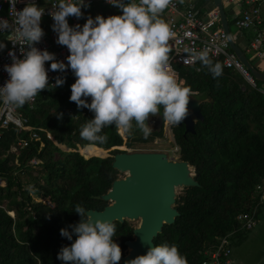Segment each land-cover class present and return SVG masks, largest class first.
<instances>
[{
	"label": "trees",
	"instance_id": "1",
	"mask_svg": "<svg viewBox=\"0 0 264 264\" xmlns=\"http://www.w3.org/2000/svg\"><path fill=\"white\" fill-rule=\"evenodd\" d=\"M213 6V0H198L195 9L206 14ZM229 21L230 26L235 25L234 20ZM231 32L235 38L243 32L248 41L254 35L237 28ZM242 48L261 69L247 47ZM212 62L223 67L219 77L213 78L203 64L200 72L182 68L186 86L201 100L204 119L196 122L194 133H186L185 126L174 125L172 130L180 160L195 168L199 185L185 187V194L177 197L175 205L180 214L174 223L165 224L154 239L155 245L176 244L188 264H202L208 247L241 228L237 217L259 204L255 187L264 174V81L256 79L253 86L239 70L224 66L222 60ZM64 78L62 86L37 94L33 109L22 107L31 125L46 130L40 131V140H30L18 163L9 150L18 136L29 139V132L20 133L12 127L0 141V178L6 180L5 185L0 183V264H64L57 255L72 241L62 237L60 230L80 221V215L72 211L75 204L87 210H102L108 205L101 195L118 178L113 155L122 152L114 147L125 142L132 147L134 139L143 137L136 130L131 137L126 134V141L113 126L104 129L107 143L82 140L80 128L94 114L86 109L78 118L69 115V106L76 105L69 100L75 81L72 76ZM57 112L63 113L62 118L57 117ZM163 133L162 129L151 134ZM93 146L111 149V156L86 158L84 148L90 152ZM33 157L41 160L38 167L29 164ZM17 173L30 175L27 185L16 184ZM263 205L258 207V218ZM114 223V239L124 256L135 227L128 220ZM247 232L239 230L235 235L243 239Z\"/></svg>",
	"mask_w": 264,
	"mask_h": 264
},
{
	"label": "clouds",
	"instance_id": "2",
	"mask_svg": "<svg viewBox=\"0 0 264 264\" xmlns=\"http://www.w3.org/2000/svg\"><path fill=\"white\" fill-rule=\"evenodd\" d=\"M171 2L106 0L120 9L121 14L89 15L83 25H70L69 17H83L82 9L89 8L91 0H56L48 14L54 21L56 43L66 46L70 53L65 63L57 60L55 53L36 46L45 35L41 27L45 8L36 0H29L25 7L16 10L17 0H9L15 13L11 20L0 17V35L14 32L16 39L12 41L14 45H21V55L18 57L14 50L8 52L12 62L4 65L8 79L0 86V103L23 107L42 90L65 83V78L58 76L50 84V70L63 73L70 69L76 77L71 85L70 102L94 114L80 128L82 140L107 143L104 129L113 126L121 135L131 137L138 130L147 139L156 135L151 134L149 117L158 114L163 117L164 127L165 123L178 126L189 114L188 105L195 93L170 68L169 41L174 33L161 14ZM5 47L0 41V50ZM191 55L207 67L213 78L222 74V65L213 63L207 50ZM49 61L50 68H46ZM56 115L62 118L63 113ZM72 211L81 219L60 230L61 236L72 242L60 249L57 259L64 264H118L122 249L114 239L113 220L95 218L80 203ZM125 264H188V260L176 244L165 242L150 247L146 254Z\"/></svg>",
	"mask_w": 264,
	"mask_h": 264
},
{
	"label": "built area",
	"instance_id": "3",
	"mask_svg": "<svg viewBox=\"0 0 264 264\" xmlns=\"http://www.w3.org/2000/svg\"><path fill=\"white\" fill-rule=\"evenodd\" d=\"M197 1L198 0H184L183 3H180L179 0H172L166 10L161 14L162 19H164L174 33L169 41V47L171 49L169 53L170 68L178 73L179 77L182 78L186 84V79L182 75V68H191L197 72H200L203 68L202 63L198 59H195L191 53L207 50L211 60H222L224 66L239 70L250 84L256 86V78L240 61L232 49L227 32L220 23V14L217 8L213 6L206 14H200L199 9H195ZM28 2L29 0H17L15 5L16 10H21ZM36 2L46 10L41 20V27L43 28L45 21L54 23L52 17L48 13L53 10L52 5L56 0H36ZM224 2L225 6L231 4L237 7V10L232 14L233 17L227 12V14L230 15V19L234 20L235 27L240 31L249 30L253 32L254 35L248 43L247 51L252 54L257 63L261 64L264 62V19L261 12L262 0H224ZM96 4L109 5L106 3V0H91V6ZM14 13L15 9H12L9 0H0V17L11 20ZM85 22V15L80 19L69 17L70 25H75L77 23L83 25ZM56 38L57 34L55 32L45 33L42 40L36 46L41 50L47 49L55 53L57 60H63L67 63L66 57L70 53L66 46H61L56 43ZM15 39L16 35L14 32L0 35V41L6 45L3 50H0V86L8 79V74L4 71V65L12 62L11 57L8 56V52L14 50L18 57L21 55V45L18 43L14 45L12 40ZM24 47L26 48L27 46L25 45ZM50 64L51 61L46 62V68H50ZM48 75L50 84H54L58 76L75 77L70 69H66L63 73L59 72V70H50ZM36 101L37 96L32 101L25 104V107L33 109ZM86 109L87 108L78 109L77 105H70L68 108L69 115L74 118L80 117L81 114L86 112ZM166 125L170 126L171 130L174 126L170 123H165V126ZM12 127H15L20 133L22 131H27L30 134L29 139L22 135L18 136L16 141L12 144L10 152L18 154H21L22 150L29 145L31 139L36 141L40 140V131L46 130L45 128L31 125L22 107L17 108L15 106L0 103V141L3 138L4 132ZM48 136L51 137V134L48 133ZM125 136L126 134L124 137ZM150 137L151 135L147 139ZM142 139L146 140L144 137H142ZM125 140L127 141V137H125ZM128 147L129 146L125 142V144L114 148L122 151H132ZM179 150V146L176 145L175 151L179 152ZM79 151L81 152V149H79ZM171 159L176 160L175 158ZM40 163L41 160L37 157H33L29 160V164L35 167ZM0 183L5 185L6 180L0 178ZM255 194L259 199V204L246 212L240 213L237 217L241 228L221 237L219 243L208 247L204 252L205 258L202 264H236L233 259L231 237L239 230H250L258 224V207L264 203V174L255 187ZM48 203L51 204L50 201H48Z\"/></svg>",
	"mask_w": 264,
	"mask_h": 264
},
{
	"label": "water",
	"instance_id": "4",
	"mask_svg": "<svg viewBox=\"0 0 264 264\" xmlns=\"http://www.w3.org/2000/svg\"><path fill=\"white\" fill-rule=\"evenodd\" d=\"M213 4L220 14L222 27L227 32L232 49L253 76L264 81V70L252 63L231 32L224 0H213ZM188 107L189 114L178 126H185L186 133H194L196 122L204 119L201 100L196 96L190 98ZM154 118L158 125L152 132L164 129L162 115ZM113 158V167L127 175L114 180L111 189L101 195L102 199L109 202L108 205L102 210L88 211L95 218L110 219L113 222L141 220L140 225L134 229V238L126 242L128 253L118 262L125 264L138 255L146 254L150 247L155 246L154 239L162 232L164 225L175 222L180 214L175 206L177 188L198 186L199 182L195 179V169L188 161L172 160L163 151H122L113 155Z\"/></svg>",
	"mask_w": 264,
	"mask_h": 264
},
{
	"label": "rangeland",
	"instance_id": "5",
	"mask_svg": "<svg viewBox=\"0 0 264 264\" xmlns=\"http://www.w3.org/2000/svg\"><path fill=\"white\" fill-rule=\"evenodd\" d=\"M226 10H229L227 6H226ZM228 18L230 19V15H228ZM231 29L236 31L235 25H232ZM239 39L240 38L238 36V40ZM249 56L251 57L250 54ZM164 132H165L164 135L163 134L162 136L154 135V137L151 136L148 140H144L142 138L134 139L133 146L128 148L131 149L132 151L155 149L167 153V155L170 158H175L176 160H180L179 152L175 151L177 143L175 141L174 132L170 129V126L168 125H166ZM64 149L69 150L66 148ZM87 149L88 147L84 148L83 151V154L86 157H91V156L107 157L108 154H110L108 150L98 148L95 146H93V149L90 152L87 151ZM126 175H127L126 172L119 171L118 178H123ZM28 178L29 177H21L16 175V184H18L19 186H24L25 184L27 185ZM40 181L43 182L42 180ZM184 194H185V187L177 188V197H180ZM11 215L15 216V213L11 212ZM259 218L260 219L258 224L254 228L247 230L248 232L244 235L243 239H239L236 235L232 236L231 243L233 248V258L235 259L236 264H264V205L262 206V211L260 213ZM140 222L141 220H129V223H131L133 227L139 226ZM128 251L129 249H127V252Z\"/></svg>",
	"mask_w": 264,
	"mask_h": 264
},
{
	"label": "crops",
	"instance_id": "6",
	"mask_svg": "<svg viewBox=\"0 0 264 264\" xmlns=\"http://www.w3.org/2000/svg\"><path fill=\"white\" fill-rule=\"evenodd\" d=\"M214 5V4H213ZM227 7L229 10H227L228 14H230L232 16L233 12L235 10H237V7L231 5V4H227ZM83 12H84V15L85 17L87 18V16L91 15L93 17H95L97 14H100V15H103L105 17L109 16V15H116V14H121V10L114 7V6H111V5H104V4H96V5H93V6H90L89 8L87 9H83ZM261 12H262V16H263V19H264V0H262L261 2ZM233 17V16H232ZM52 22L50 21H45L44 24H43V29L45 31V33H51L53 32L52 30ZM246 32H251V31H246ZM238 36H239V40H238ZM238 36L235 38L236 41L238 42V44H240L242 47H247L248 46V38L245 36V34L243 32H239L238 33ZM257 63V62H256ZM258 66L261 67L262 70H264V62H262L261 64L260 63H257ZM76 77H73V81H75ZM150 124V122H149ZM165 131V127L163 129ZM158 132V131H157ZM155 133V132H153ZM165 134V132L163 133V135ZM11 149V148H10ZM149 150H152V151H155V149H149ZM11 150H9L10 152ZM146 151V150H145ZM12 153V152H11ZM13 154L16 155V159H15V162L18 163V158H19V155L18 153H15L13 152ZM16 175L18 176H21V177H29L28 179H30V175H19V173H17ZM15 179H16V176H15ZM28 179H27V182H28ZM18 185V184H17ZM26 185V184H25ZM24 185V186H25ZM23 187V186H21ZM41 199H38L36 198V201H40ZM42 201L45 202V200L43 199ZM234 259V258H233ZM235 261V259H234ZM236 263V262H235Z\"/></svg>",
	"mask_w": 264,
	"mask_h": 264
},
{
	"label": "flooded vegetation",
	"instance_id": "7",
	"mask_svg": "<svg viewBox=\"0 0 264 264\" xmlns=\"http://www.w3.org/2000/svg\"><path fill=\"white\" fill-rule=\"evenodd\" d=\"M156 116H159V114ZM149 122H150V125L152 126V128H154L155 126L158 125V122H157L156 118H154V116L149 117Z\"/></svg>",
	"mask_w": 264,
	"mask_h": 264
}]
</instances>
